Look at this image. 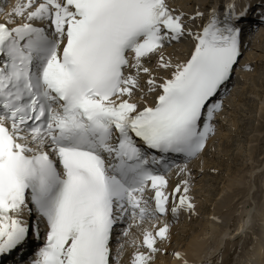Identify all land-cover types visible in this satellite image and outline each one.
Masks as SVG:
<instances>
[{"label": "snow or ice", "instance_id": "snow-or-ice-1", "mask_svg": "<svg viewBox=\"0 0 264 264\" xmlns=\"http://www.w3.org/2000/svg\"><path fill=\"white\" fill-rule=\"evenodd\" d=\"M250 7L212 6L195 31L167 0L0 8V255L24 254L30 237L28 264H120L125 245L131 264L166 254L169 214L199 215L188 164L216 134L233 73L251 71ZM184 40L185 57L167 51Z\"/></svg>", "mask_w": 264, "mask_h": 264}, {"label": "rangeland", "instance_id": "rangeland-1", "mask_svg": "<svg viewBox=\"0 0 264 264\" xmlns=\"http://www.w3.org/2000/svg\"><path fill=\"white\" fill-rule=\"evenodd\" d=\"M224 1L225 0H186V6H188L189 11L195 13L197 10H200L205 15L202 19H197L200 22H197V20L187 21V18L185 19V17L184 19L188 22V26L193 28V30L195 31L198 25L206 21L211 5H215L217 3L221 4ZM15 3H17V0H10L8 2L0 0V8L8 10ZM0 18L3 17L0 16ZM257 37H259L257 33L253 35V38L257 39ZM186 41L192 45V42L190 40ZM256 46V44L252 45L250 49L248 48L246 52L242 54L240 58V65L242 66L247 63L250 66L251 71L241 69L234 72L232 83L233 86L230 89L229 94L223 98L224 110L220 113L217 123V131L214 135L217 137H212V141L210 140V150L207 153L204 152V154L198 159L195 164L200 168L203 167L201 169L202 174L197 179H195V181H192V195L195 196L197 212L199 213V215L189 218L186 213L181 212L178 219L172 220V222L169 221V223L171 224L170 233L172 237L171 242L166 243L167 253H158L152 264H164V262L165 264H167L168 262L174 260L172 253L175 250H179L181 252L186 251L185 249H187L193 238L201 240L203 239L205 241L207 236L208 238L205 242L211 243L210 241H213L211 232L209 234V232H205V229L207 225L209 226L213 221L210 217H218L220 215L219 213H215L216 211L214 212L213 210H216V208L218 207V202L223 199V195L226 193V191L231 192L232 195L234 194L232 196L234 198H231L232 201L230 200L231 204L229 203V206L227 207L228 209H223L224 213L232 210V212H230L232 215L229 216L233 218L228 222V228L231 227V229H228V232L234 229L232 228L234 226H231V224L232 222H236L240 218L239 216H241V213L243 212L244 204L249 202V200L251 199L250 196H252L254 200L256 198L255 202L257 204L264 203V167H258L260 162L264 159V63L262 64V62L264 61V48H262L261 51L255 49ZM176 49L170 47V51L175 52ZM259 61L261 64L259 63ZM258 75H261L262 78H256ZM253 76H256V79L253 78ZM235 89L241 92L242 96L251 97L252 101H254L255 103L254 106L252 107L251 103H247V101H244V97V100L235 97L232 94ZM149 100H152V98L149 97ZM238 112L246 116L249 120V123L252 124L251 126H253L249 130V134L245 136H243V133H241L240 130L237 129V126H234L236 124V121L238 122ZM222 139H226V141H228L229 143L232 142L234 144H237L239 146L238 148L242 152V155L240 154V156H237V150H235L234 152L233 148H230L229 152L227 150L224 152ZM227 149H229V147ZM233 152L235 154V158L237 157L236 159L231 158ZM220 154H224L226 156L222 157ZM224 160L228 161L226 165L222 162ZM255 166H257V169ZM254 167L255 169H252ZM237 175H241V177H243L244 179L246 178L245 184L243 185H246V188L236 185V190H234L235 185L231 187L232 182H229V179H232ZM225 187H227V190L224 189ZM250 187L253 189H251V193H253V195L250 194V196H248L247 190ZM231 189L233 192L231 191ZM239 190L241 191V194H239ZM215 206L216 208H214ZM212 212H214V214ZM226 215L227 214H224L223 218H221L225 222L227 217ZM133 231L135 232L136 230L134 229ZM249 235H251L250 232L246 235L245 239L248 240L250 238ZM197 236L198 238H196ZM229 241L230 240L228 239L224 240V242L227 243L226 245H228ZM134 250L135 249L131 246L126 245L123 255L120 258V264H131V255ZM203 256L204 259H202ZM208 258L211 259L209 257V254H204L201 257L202 260L199 261H206ZM168 259L170 261H168Z\"/></svg>", "mask_w": 264, "mask_h": 264}, {"label": "bare ground", "instance_id": "bare-ground-1", "mask_svg": "<svg viewBox=\"0 0 264 264\" xmlns=\"http://www.w3.org/2000/svg\"><path fill=\"white\" fill-rule=\"evenodd\" d=\"M250 2L252 3L253 1H250ZM170 4H171L172 7H177L178 6V8H180V9H178L177 11H183L185 13V19L187 18V21H189L188 18L190 16H193L194 15L193 12L189 11L188 6H186V1L185 0H171L170 1ZM176 4H178V5H176ZM214 6L217 8L218 6H220V4L217 3ZM258 8L261 10V12L264 11V2L261 3ZM251 10H252V12H254V10H256L255 6L252 7ZM0 20H3V18L2 19L0 18ZM197 22H200V21L197 20ZM255 44L257 45L255 47V49L262 51V48H264V35L263 34H261V35H259V37H257V40H256V43ZM191 47H192V45L189 44L186 40H184L181 44L174 45L173 46L174 49L177 48L175 52L174 51H170V48L167 51L170 52V53H172L174 57L175 56L185 57L187 55V53L191 50ZM251 47H252V44H248L247 49L248 48L250 49ZM260 60H262V59H260ZM259 63H260V61H259ZM263 63H264V61L262 62V64ZM255 77L253 76V78H255ZM256 78L261 79L262 76L261 75H258ZM232 86H233L232 83L228 86L229 91L232 88ZM232 94L235 97H238L239 99H242V100L245 99L244 101H247V103H251L252 107L255 104L254 101H252L251 97H244V96H242V93L239 92L237 89H235V91H233ZM243 97H244V99H243ZM238 113H236V114H238ZM237 118H238V122L236 121V124L234 126L235 127L237 126V129H239L240 132L243 133V136L249 134L248 132H249V130L253 126H251L252 124L249 123L248 118L246 116L242 115L241 113H239L237 115ZM214 137H217V136H214ZM211 141H212V139H211ZM222 144L224 146V150H223L224 152L226 150L229 152L230 151V148H233L234 152H235V150H237L236 151V155L237 156H240V154L242 155V152L238 148L239 146L237 144H234L232 142L229 143L228 141H226V139H222ZM228 147H229V149H227ZM209 150H210V146L208 144L207 149H206V153ZM234 152H233V154L231 156L232 159L235 158ZM230 153H232V152H230ZM220 155L222 157H225L226 156L224 154H220ZM197 161H198V159L195 160V161H193V162H191L189 164V166H188V168L191 170V173H192V181H195V179H197L202 174V170L201 169L203 167L200 168L199 166H196L195 164H196ZM222 162L225 165L228 163L227 160H224ZM262 164H264V163H262ZM255 167L257 169V166H255ZM255 167L252 168V169H255ZM263 167H264V165H263ZM228 168H230V167H228ZM177 171L175 173H177ZM180 178L181 177L180 176H177V174H176V183L178 182V180ZM219 179H220V177H219ZM230 179H229V182H232L231 183V187H233V185H235L234 190H236V185H238L239 187L240 186H243L245 184V180H246V178L244 179L243 177H241V175L240 176L237 175L236 177L234 176V178H232L231 180ZM246 184H248V183H246ZM245 186H243V187H245ZM226 188L227 187H225L224 189H226ZM251 189L252 188L250 187L247 190L248 196H250V194L253 195V193H251ZM231 191H232V189H231ZM238 192H239V194H241V191L240 190ZM226 193H225L226 195L225 194L223 195L224 196L223 199H221V201L218 202V207L217 208H216V206L214 207V208H216V210H213L214 212L216 211L215 213H219L220 214V215L218 214L219 215L218 216V220L217 221H212L210 223V225L209 226L207 225V227L205 229V232H207V233L209 232V234L211 232V235L213 237V241L211 240L210 241L211 243L205 242L206 239L208 238L207 236H206L205 241L203 239L201 240V239H195V238H193V240H191V242L188 245V247L186 246L187 247V249H185L186 251H184V252L182 251V252L185 254V257L189 261V264H252V260L251 259L253 258L252 257L253 254H255V256L253 258V261H261L262 262L261 264H264V224L261 227H259L258 226V223H257V220H256L259 215L264 216V209L262 208V206L264 205V203L257 204L255 202L256 198L254 200L253 197L250 196L251 199L250 200L248 199L249 202L246 201L248 203L244 204L243 212L241 213V216H239L240 218L236 222H232L231 221L232 222L231 226H234V227H232V228H234V232L232 233L231 232L232 230L231 231L229 230L230 232H228V229H231V227L228 228V222H229L230 219L232 220V218H233V217L229 216V215H232L230 213V212H232V210L231 211L229 210V212H226L225 211L226 213H224L223 209H225V210L228 209L227 207L229 206V203H230L231 198H234V197H232L234 194L232 195L231 192H227V191H226ZM250 205H252V207H250ZM214 212H212V213L214 214ZM208 213H210V212H208ZM224 214H227L226 215L227 216L226 217V222H224V221L221 220V218H223V215ZM249 232L251 233V235H249L250 238L247 240L245 238H246V235ZM207 233H205V234H207ZM230 233H232V234L230 235ZM238 233H241L242 235L239 236ZM199 234H200V232H199ZM202 235H204V234H202ZM227 235H228V237H227ZM236 235H238L239 237H237ZM235 236H236L237 239L236 240H233ZM171 237H172V235H171ZM193 237H195V236H193ZM252 237H253V239L251 241L252 248L250 247V248L245 249L246 246H247V241L250 242V240H251ZM196 238H198V236ZM201 238H203V237H201ZM122 239H127V238H122ZM225 239L230 240L229 243H228V245H226L227 243L224 242ZM242 240H244V244L239 247L240 242ZM223 244H225V248H223V250L218 255L214 256L215 253L220 249V247ZM112 246H113V248H116V239H115V236L113 237ZM241 249H243V250H241ZM204 254L205 255L206 254H209V257L211 259L208 258L209 260L207 259L206 261L204 260V261H201L200 262L199 260L204 259V256L201 259L202 255H204ZM170 260H171V257H170ZM170 260L168 259V261H170ZM164 264H165V262H164ZM167 264H177V262L175 260H172V261L168 262Z\"/></svg>", "mask_w": 264, "mask_h": 264}]
</instances>
